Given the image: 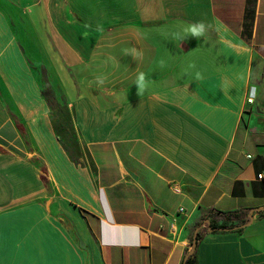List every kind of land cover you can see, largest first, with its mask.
<instances>
[{
	"label": "crops",
	"instance_id": "1",
	"mask_svg": "<svg viewBox=\"0 0 264 264\" xmlns=\"http://www.w3.org/2000/svg\"><path fill=\"white\" fill-rule=\"evenodd\" d=\"M263 172L264 0H0V264H264Z\"/></svg>",
	"mask_w": 264,
	"mask_h": 264
},
{
	"label": "rangeland",
	"instance_id": "2",
	"mask_svg": "<svg viewBox=\"0 0 264 264\" xmlns=\"http://www.w3.org/2000/svg\"><path fill=\"white\" fill-rule=\"evenodd\" d=\"M45 92L46 95L50 98H53V92L50 88V86L46 83L45 84ZM57 98V97H56ZM59 99V98H58ZM63 100H57L56 99V116H61L65 118V120H70L71 115L66 109L64 108L63 104L61 103ZM55 104V103H54ZM58 106L60 107L58 109ZM62 140L67 144L70 152L72 153L73 157L79 160V155H81L82 147L79 144L77 137L75 135V132L73 131L72 127L70 125H67L65 127H61V130L59 131Z\"/></svg>",
	"mask_w": 264,
	"mask_h": 264
},
{
	"label": "trees",
	"instance_id": "3",
	"mask_svg": "<svg viewBox=\"0 0 264 264\" xmlns=\"http://www.w3.org/2000/svg\"><path fill=\"white\" fill-rule=\"evenodd\" d=\"M42 178L47 182V170L46 168H43L42 170ZM223 217L224 223L223 224H218L214 221L209 222V230L211 232L217 233H226V232H231L235 230L234 226H229L228 223L233 221V220H238L239 219V214L238 213H220ZM201 238V235L198 233L194 239V242L197 243ZM197 250V247H196ZM184 264H197V254L196 252L193 255H190L187 260H185Z\"/></svg>",
	"mask_w": 264,
	"mask_h": 264
},
{
	"label": "clouds",
	"instance_id": "4",
	"mask_svg": "<svg viewBox=\"0 0 264 264\" xmlns=\"http://www.w3.org/2000/svg\"><path fill=\"white\" fill-rule=\"evenodd\" d=\"M206 31V25L203 22L193 23L189 24L186 28L183 29V34L176 33V38L179 39H186L187 37H195L200 38L204 36ZM136 86H137V94H142L146 88H147V82L145 79L144 73H139L137 80H136Z\"/></svg>",
	"mask_w": 264,
	"mask_h": 264
},
{
	"label": "built area",
	"instance_id": "5",
	"mask_svg": "<svg viewBox=\"0 0 264 264\" xmlns=\"http://www.w3.org/2000/svg\"><path fill=\"white\" fill-rule=\"evenodd\" d=\"M248 103H254L255 101V90L252 89L248 95ZM259 180H264V172L258 175Z\"/></svg>",
	"mask_w": 264,
	"mask_h": 264
},
{
	"label": "water",
	"instance_id": "6",
	"mask_svg": "<svg viewBox=\"0 0 264 264\" xmlns=\"http://www.w3.org/2000/svg\"><path fill=\"white\" fill-rule=\"evenodd\" d=\"M196 247H197V243L194 242V243H193V246H192V250L188 253V255L186 256V259H185V260H187V258H188L190 255H193V254L196 252ZM184 263H185V262H184Z\"/></svg>",
	"mask_w": 264,
	"mask_h": 264
}]
</instances>
